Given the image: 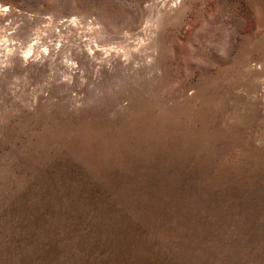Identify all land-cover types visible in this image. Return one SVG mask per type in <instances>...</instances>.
<instances>
[{
    "label": "rangeland",
    "instance_id": "1",
    "mask_svg": "<svg viewBox=\"0 0 264 264\" xmlns=\"http://www.w3.org/2000/svg\"><path fill=\"white\" fill-rule=\"evenodd\" d=\"M0 264H264V0H0Z\"/></svg>",
    "mask_w": 264,
    "mask_h": 264
}]
</instances>
